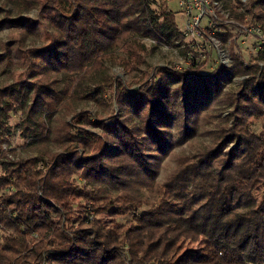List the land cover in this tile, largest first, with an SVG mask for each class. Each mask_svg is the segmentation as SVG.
<instances>
[{
    "label": "trees",
    "instance_id": "1",
    "mask_svg": "<svg viewBox=\"0 0 264 264\" xmlns=\"http://www.w3.org/2000/svg\"><path fill=\"white\" fill-rule=\"evenodd\" d=\"M217 1L235 18L264 27V0ZM157 4L0 0V33L11 34L0 38V65L12 75L0 89V140L10 114L24 111L23 136L61 150L3 163L0 264H264V48L248 63L232 40L231 68L201 75L208 60L195 61L181 72L161 69L151 85L144 73L135 84L148 97L133 93L108 64L135 73L147 64V39L194 52L175 13ZM31 10L36 18L23 16ZM236 76L246 77L240 90L224 93L217 79L228 84ZM90 103L102 112L120 105L140 119L146 112V137H135L123 112L102 120L81 109ZM211 108L233 111L224 121L211 117L217 125L205 133L209 143L197 144L200 116ZM56 110H69L71 121L45 135L52 124L45 115ZM176 114L184 117L178 144L192 143L190 152L156 186L160 158L172 148L158 128ZM123 215L131 221L120 223Z\"/></svg>",
    "mask_w": 264,
    "mask_h": 264
},
{
    "label": "rangeland",
    "instance_id": "2",
    "mask_svg": "<svg viewBox=\"0 0 264 264\" xmlns=\"http://www.w3.org/2000/svg\"><path fill=\"white\" fill-rule=\"evenodd\" d=\"M245 1L244 3H247V0H243ZM168 7L169 10H171L173 13H175L176 15V24L178 26V28L181 31H184L185 29V17L180 13V9L178 7V3L175 0H159V4H157L156 6H154V8L157 7ZM158 7V8H159ZM7 11H9V13L11 14V16L14 15H18V11L12 7V6H8L7 7ZM29 15L30 17L36 18L38 16L37 11L35 10H31L28 13L23 14V16H27ZM248 18V17H246ZM249 22V21H248ZM226 38H221L222 40L219 41V39L215 42L210 41V40H204L201 41L200 44L204 43L205 45H209L210 43H212L214 46H217L220 50H223L224 54H226L225 57L227 58H222V62L226 63V65H231V61L230 60V50L232 49V40H235V42H238V40L240 39L239 37H236L230 30H226ZM10 31L8 29H4L1 33H0V38L4 41H7L8 38H10ZM145 43L147 44V47L149 49V55L147 56V64L141 68H139L138 70H136L135 73L129 75H125L124 72H122V68L120 66H111L108 64L109 67V72L110 75H114L115 79L118 81L121 80L122 83H128L131 84L132 86H134L132 88L133 93H136L140 90H142V95L146 94L144 93L146 90V87H144V89H141L143 86H140V84H135V81H137L136 77H143L144 73H150V77L147 80V84L151 85L152 83H154L155 78L157 79H161L162 75L159 74L161 69H165V68H169L171 70L174 71H185L187 70L185 67H187V50L184 49L183 46H178V47H166V46H161L155 42H152L150 40H145ZM187 43H189V40L187 39ZM39 44H36V46H38ZM255 45H254V40L253 39H249L248 40V47H240L238 48L239 51H241L244 59L246 62L248 63H252L253 59H255L257 57L258 52L255 50ZM198 49H196L197 51ZM195 51V50H194ZM199 52V50H198ZM186 53V54H185ZM198 54H196L197 56ZM207 59L208 61H203L204 62V69L203 71H201V75H213L215 72L217 73V71L219 70L220 67V62L221 60L219 59V53L217 52V50L212 49L211 52L209 54H207ZM229 55V56H228ZM8 61V59L6 60V62ZM250 61V62H249ZM17 63V62H15ZM230 63V64H229ZM1 69H0V89L4 88L7 84H9L11 81L10 79H12V75H10V72H4V70L2 69V67L5 68V65H0ZM9 67V64L6 68ZM246 79V77H239L236 76L234 77L228 84L223 83V79L220 77L219 79H217L218 83H220V85H223L225 87L224 93H229V92H238L240 90V84ZM183 81V80H182ZM180 80V83L174 85V90L176 89H181L182 84H184V82H182ZM182 82V83H181ZM137 85V86H135ZM108 93H113V90H110ZM148 97V96H146ZM179 101L182 102L181 99H179ZM107 112H102V109H99L97 106H95L93 103H90L88 105H84L81 107V109L87 110L89 111L91 114L97 116V117H101L102 120H104V118L106 117L107 113H114L113 115H119L120 113L122 114V112L124 113V115L127 118L128 121V125L130 127V130L135 134L136 138H141V137H146L147 132H145V126H146V122H147V113L145 112L144 115L141 116V119L138 118L136 115H134L133 113H128L126 110H122L121 106H117L114 105V107H112L110 110L107 109V107H105ZM76 109V107H75ZM79 110V108H78ZM222 111V112H221ZM228 112H224L223 110H216V108H211L209 111L202 113L200 116V119H202L200 121V131L202 132V134H199V136L195 137V140H193L194 142H196L197 144H204L205 142L209 143V139L207 137H205L207 134V132H209L210 130L215 129L216 127V123H214L211 120V117L214 119H219L220 121H224L225 118L227 117V115L229 113H232L233 109L231 110H227ZM100 113V115H98ZM102 114V115H101ZM104 115V116H103ZM70 113L69 110L68 112L65 110H56V112L54 113H47V115H45L46 121H47V117H50V120L52 122L51 126H49V123H47L46 125L48 126L47 131L45 133V135H48V131L49 128L50 130L52 129V127L55 128V126L57 125H61L63 123L66 122H70L71 118L70 117ZM175 116V115H174ZM183 116L179 117L178 114H176L175 117L170 118V123L168 124H164L163 128H158L159 130H162V134L163 133H167L169 137H167L166 135H163L162 138L163 140L166 141L167 144L172 143V148L169 149L168 151L169 154L166 155L165 157H161L160 158V169H159V174H158V180L156 182V186H161L165 180L168 178L169 175H171L174 170H175V161L176 158L178 156L184 155V152H186V155H188V153L190 152V146L191 144L187 143V144H183L180 145L178 144V132L179 130L183 127ZM194 119H196L197 117H193ZM57 119L59 120V122H57ZM205 119V120H203ZM25 120V112L24 111H17L16 113H12L10 114L9 120H8V133H6L5 136L1 137V144H0V178L3 177V175H7L5 174L4 170H3V163H15L18 162L20 160H26V159H31V161H34L33 158H41L42 156L45 157L44 153L46 151V149L51 150L52 152H60V149H56L54 148L52 145H48L46 143H44L42 146H39L37 144L34 143V139L33 138H27L23 136V123ZM101 121V120H100ZM219 123V122H218ZM163 125V123H162ZM165 125H169V128H166ZM88 130V132H90L93 136L95 137H102V135H104V132L98 128L97 126H89L86 128ZM252 131L256 134H259L261 131V125L260 122L256 123L254 125V127L252 128ZM143 147L144 144H142ZM232 147L230 145V148L228 150H230ZM145 150V148L143 149ZM81 156H84L82 151H80ZM147 154H150V152H147ZM88 157H84V159H86ZM44 160V159H43ZM42 164V162L40 163ZM30 165H33V163L31 162ZM43 168L42 165H39V169ZM0 184H2V181H0ZM4 189L0 190V197L3 196L5 194ZM142 191V193L144 194V196L150 197V193L148 194L146 188L140 189ZM8 191V189L6 190ZM142 209V208H141ZM147 209V207H143V210ZM104 219L106 218V216L103 217ZM119 222L120 223H127L129 221H131V218L128 215H123L119 217Z\"/></svg>",
    "mask_w": 264,
    "mask_h": 264
},
{
    "label": "built area",
    "instance_id": "3",
    "mask_svg": "<svg viewBox=\"0 0 264 264\" xmlns=\"http://www.w3.org/2000/svg\"><path fill=\"white\" fill-rule=\"evenodd\" d=\"M169 1V0H167ZM178 3L180 13L185 17V29L183 33L186 35L189 43L192 45L194 52L187 54V67L190 69L195 61L201 63L207 59V54L212 49H216L221 60L220 67L231 68V65H226L222 62L225 57L223 50H220L212 43L205 45L200 44L201 41H221V38L226 37V30H230L236 37H239L237 44L244 48L248 47V40L253 39L255 50L257 52L264 48V27L261 24H252L248 18L241 21L232 16L229 10H226L221 1L217 0H175ZM245 2V1H243ZM196 49L198 50L196 51ZM198 54V58H196ZM229 56V55H228ZM230 64V63H229Z\"/></svg>",
    "mask_w": 264,
    "mask_h": 264
}]
</instances>
